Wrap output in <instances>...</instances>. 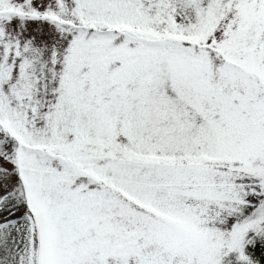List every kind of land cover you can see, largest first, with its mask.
Wrapping results in <instances>:
<instances>
[{
	"label": "snow or ice",
	"instance_id": "snow-or-ice-1",
	"mask_svg": "<svg viewBox=\"0 0 264 264\" xmlns=\"http://www.w3.org/2000/svg\"><path fill=\"white\" fill-rule=\"evenodd\" d=\"M0 264H264V0H0Z\"/></svg>",
	"mask_w": 264,
	"mask_h": 264
}]
</instances>
